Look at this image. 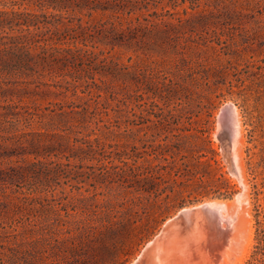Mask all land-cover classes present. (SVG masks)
Wrapping results in <instances>:
<instances>
[{
  "label": "rangeland",
  "instance_id": "1",
  "mask_svg": "<svg viewBox=\"0 0 264 264\" xmlns=\"http://www.w3.org/2000/svg\"><path fill=\"white\" fill-rule=\"evenodd\" d=\"M127 2L126 11L130 13L117 20L123 21L124 26L131 25L133 31L125 34L121 44H113L101 35L99 25L110 18L107 14L99 12L91 18V30L97 36L91 45L104 55H84L82 61L77 60L68 67L71 74L66 79H80L76 95L73 87L65 90L61 76L47 75L30 85L19 82L3 86L16 87V90L8 91L0 103H5L7 98L6 102L27 104L38 113L26 129L44 133L28 136L44 147L57 145L61 140L54 133L66 132L72 123L66 115L59 116L61 108L69 111L65 106H87V99L79 98L85 96L83 91L87 88L95 91L88 99L89 107L97 105L104 113L103 118L96 116L87 128H81L80 134H68L63 139L66 148L63 151L55 148L48 163L33 166V171L39 169V174L25 178L27 187L36 188L34 196H45L65 216L66 203L81 204L83 198L108 192L106 185L109 184L103 183L100 174L130 162L133 151L151 153L152 145L165 140L174 146L175 142L185 141L180 150L169 149L167 161L163 163L170 164L173 160L178 165L186 161L195 163V158L202 156L200 160L210 164L205 177L207 190L188 196L193 187L188 183L177 184L175 189L182 194H172L173 198L184 199V204L166 210L158 218L152 234L134 248V254L124 263L132 264L165 222L181 209L213 199L233 201L243 189L230 169L226 150L218 138L221 110L233 102L239 110L244 134L241 154L246 192L251 202L248 205L251 204L249 234L252 238L249 252L242 256L245 258H232L228 264H264V242L260 239V230L264 229V0ZM18 8L16 5L15 9ZM23 8L39 9L27 2ZM83 19L90 20L87 16ZM22 151L0 148V168L9 169L33 161V155L26 157ZM145 157L153 160L154 156L146 154ZM217 186L221 189L215 192ZM14 189L15 183L0 189L3 203H0V224L11 219L13 211L7 216L2 212L6 208L11 210L15 201L8 196ZM107 197L108 194H98L95 198L103 202ZM67 209L72 213L69 220L87 219L91 213ZM33 215L42 216L40 204H35ZM2 230L0 227V235Z\"/></svg>",
  "mask_w": 264,
  "mask_h": 264
},
{
  "label": "trees",
  "instance_id": "2",
  "mask_svg": "<svg viewBox=\"0 0 264 264\" xmlns=\"http://www.w3.org/2000/svg\"><path fill=\"white\" fill-rule=\"evenodd\" d=\"M25 2L39 9H22ZM125 2L127 0H0V98L8 91L16 90V87L4 88V85L19 82L30 85L47 75L61 76L65 90L73 87L76 95L80 79H66L71 74L68 67L77 60L82 61L84 55H104L91 45L97 38L89 24L91 18L99 12L107 14L110 18L99 25L101 35L113 44H121L125 34L133 31L131 25L124 26L123 21L117 20H121L126 12L130 13L126 11ZM16 5L18 9H15ZM84 16L90 20L84 22ZM94 92V89L87 88L83 91L85 96H79L87 99L85 107L71 104L65 106L69 111L61 108L59 116L66 115L72 123L66 132L54 133L61 140L57 145L52 143L45 147L28 137L44 133L26 129L38 113L27 104L6 102L7 98L5 103H0V148H20L26 157L33 155V161L24 165L0 168V189L7 184L16 185L8 196L15 201L11 210L6 208L2 212L4 216L10 211L13 214L10 221L0 224L3 229L0 264H124L134 254V248L152 234L151 229L155 228L158 218L166 210L184 204V199L176 201L178 197L173 198L172 194H182L175 189L177 184L188 183L193 187L188 196L207 190L205 177L209 174L210 164L201 161L202 156H197L195 163L186 161L178 165L173 160L164 164L169 149L175 147L180 150L185 145V141L175 142L174 146L165 140L152 145L151 153L133 151L130 162L101 173L103 183L109 184L106 185L108 192L98 193L108 194L103 202L95 198L98 195L95 193L91 198L80 200L81 204L66 203V214L62 216L45 196H34L36 188L27 187L24 181L29 174H39V169L33 171L32 167L48 163V157L54 154L55 148H66L63 139L69 137L68 134H80L83 132L81 128H87L93 118H103L104 113L99 106L89 107L88 99ZM209 151L215 153L214 149ZM146 154L154 156L153 160L147 159ZM142 157L146 159L140 162ZM155 161L159 163L154 164ZM220 189L217 186L215 192ZM219 195L223 194L219 192ZM36 203L40 204L41 217L33 215ZM68 207L76 212L81 209L91 213L87 219L75 217L69 220L67 218L72 213ZM52 211L56 212L50 217ZM260 236L264 242L263 228Z\"/></svg>",
  "mask_w": 264,
  "mask_h": 264
},
{
  "label": "bare ground",
  "instance_id": "3",
  "mask_svg": "<svg viewBox=\"0 0 264 264\" xmlns=\"http://www.w3.org/2000/svg\"><path fill=\"white\" fill-rule=\"evenodd\" d=\"M228 104L232 108L220 114L217 127L220 131L221 119L231 125L232 140L226 153L230 169L243 189L233 201L213 199L183 208L181 220L169 218L161 233L149 241L132 264H228L232 258L240 260L249 252L251 202L241 154L243 131L238 108L233 102Z\"/></svg>",
  "mask_w": 264,
  "mask_h": 264
},
{
  "label": "water",
  "instance_id": "4",
  "mask_svg": "<svg viewBox=\"0 0 264 264\" xmlns=\"http://www.w3.org/2000/svg\"><path fill=\"white\" fill-rule=\"evenodd\" d=\"M232 108V106H230L229 104H226L223 108H222V110H221V113L220 114H225V113H227L228 112V110L229 109H231ZM222 120V124H221V130L218 132V138L222 141V143H223V146H224V148H225V150H226V152H227V148H229V145L231 144V132H232V128L230 127L231 125H230V123H228L227 122V120L226 119H221ZM202 203H204V202H202ZM202 203H199V204H202ZM195 205H198V204H195ZM192 206H194V205H192ZM192 206H189V207H185V208H190V207H192ZM182 210V209H181ZM181 210L174 216L175 218L174 219H176V220H181V215H180V212H181ZM191 210V209H190ZM193 210V209H192ZM164 228H162L161 230H163ZM160 233H161V231H160ZM155 238V237H154ZM154 238L153 239H151L150 241H153L154 240ZM149 243V242H148ZM147 243V244H148ZM138 258V257H137ZM137 258H135L134 260H136ZM132 263H134V261L132 262Z\"/></svg>",
  "mask_w": 264,
  "mask_h": 264
}]
</instances>
